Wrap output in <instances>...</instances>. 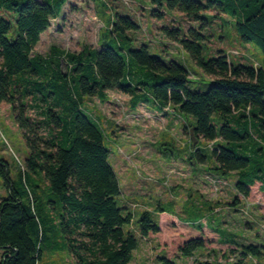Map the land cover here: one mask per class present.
Returning a JSON list of instances; mask_svg holds the SVG:
<instances>
[{
    "label": "trees",
    "instance_id": "1",
    "mask_svg": "<svg viewBox=\"0 0 264 264\" xmlns=\"http://www.w3.org/2000/svg\"><path fill=\"white\" fill-rule=\"evenodd\" d=\"M68 1L0 0V103L10 105L29 149L16 178L0 158L7 192L0 200V264H39L45 247L69 252L76 264H131L140 237L160 231L151 211L135 217L119 205L121 185L102 122L84 108L87 98L105 102L111 89L130 95L132 107L146 103L179 114L192 137L212 143L189 159L210 160L209 169L236 177L234 187L245 198L257 182L264 191V60L255 66L231 60L224 50L208 55L205 34L208 20L227 19L243 44L264 55V0H149L151 16L179 11L196 22L187 34L162 30L215 77L205 91L189 87L187 66L151 54L147 44L136 46L131 33L140 25L119 11L101 18L98 47L71 52L53 45L47 55L35 53ZM93 1L108 10L106 0ZM238 204L234 196L231 205ZM133 223L140 236L128 228ZM222 237L239 251L233 260L226 256V264H261L263 244ZM204 246L192 238L181 252L191 257ZM193 264L222 263L214 257Z\"/></svg>",
    "mask_w": 264,
    "mask_h": 264
},
{
    "label": "rangeland",
    "instance_id": "2",
    "mask_svg": "<svg viewBox=\"0 0 264 264\" xmlns=\"http://www.w3.org/2000/svg\"><path fill=\"white\" fill-rule=\"evenodd\" d=\"M106 1L108 10L101 1L95 4L93 0H69L63 14L41 35L34 52L47 55L53 45L71 52H79L85 45L98 47L101 18L119 11L140 25V29L131 33L136 46L147 44L151 54L187 66L192 90L208 89V83L215 77L205 74L181 44L162 30L164 26L177 27L187 34L190 28L198 27L196 22L179 11L164 13L162 19L151 16L149 0ZM205 30L209 35L208 55L224 50L233 61L255 66L263 63L260 49L243 44L227 19L208 20ZM201 82L203 85L199 86ZM107 95L105 102L91 97L83 104L102 122L105 142L111 150L109 161L121 185L119 205L128 207L135 217L143 210L151 211L160 226L159 232L140 237L131 264H160L159 256L181 264L215 257L226 264V256L233 260L239 251L234 243L224 241L222 235L225 239L237 235L241 244L264 245V191L260 182L251 186L249 197H243L234 187L236 177L224 178L209 169L214 167L210 160L201 163L197 157L189 159L190 152L212 143L192 137L179 114L168 108L159 111L155 105L146 103L132 107L131 96L116 89L108 90ZM28 152L10 105L0 103V158L7 161L11 178H16L23 169ZM4 181L0 173V200L7 195ZM234 196L239 199L238 205H231ZM160 207L165 211L156 213ZM128 228L140 236L135 223ZM192 238H202L205 246L193 256L185 257L181 248ZM39 264H76V261L67 251L45 247Z\"/></svg>",
    "mask_w": 264,
    "mask_h": 264
}]
</instances>
